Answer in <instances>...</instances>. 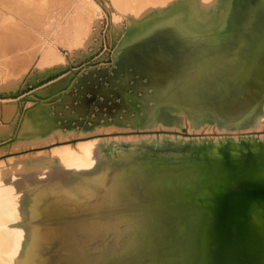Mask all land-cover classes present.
<instances>
[{"label":"bare ground","instance_id":"1","mask_svg":"<svg viewBox=\"0 0 264 264\" xmlns=\"http://www.w3.org/2000/svg\"><path fill=\"white\" fill-rule=\"evenodd\" d=\"M202 1L134 0L132 14L128 0H0V119L25 87L68 69L23 114L43 128L29 146L76 126L104 134L0 162V264H198L202 217L170 207L174 189L264 170V0ZM77 3L93 27L64 48L79 58L66 64L58 47L60 63L41 62ZM137 121L148 132L125 135Z\"/></svg>","mask_w":264,"mask_h":264},{"label":"water","instance_id":"2","mask_svg":"<svg viewBox=\"0 0 264 264\" xmlns=\"http://www.w3.org/2000/svg\"><path fill=\"white\" fill-rule=\"evenodd\" d=\"M174 191L179 198L170 207L182 214L193 208L202 217L191 229L198 264H264V170L229 168L223 177L205 174Z\"/></svg>","mask_w":264,"mask_h":264},{"label":"rangeland","instance_id":"3","mask_svg":"<svg viewBox=\"0 0 264 264\" xmlns=\"http://www.w3.org/2000/svg\"><path fill=\"white\" fill-rule=\"evenodd\" d=\"M119 1H121V4H124L127 0H119ZM139 1H141V0H139ZM153 1L161 3V2H165L167 0H152V2ZM210 1L211 0H204V2L203 1L199 2L198 5L200 8H202V6L205 3L210 2ZM127 3L131 9L130 12H132V14H134V13L138 14L137 3L134 2V0H128ZM134 3H136V4H134ZM142 4L146 5L145 2ZM75 7H76V11L74 13H71L68 16L69 21L67 23L64 22V24H62L63 25L62 27H60L58 30H55L57 33V37H58L57 40L48 43V45H44L45 47L43 46L42 54L44 55V61H42L43 60L42 59L41 62H44L47 65H50V64L56 65L57 63H60V59H61V57H59L60 54L65 58L66 64H68V63L70 64V62L71 63L76 62V59H77L76 57H78V56L75 54L69 55L64 48L74 49V47H75L74 39L76 38V36L78 34L81 35V34H85V33H87V35H89V33L92 31L93 27H90L92 24V19L90 18L91 17L90 14L87 13L90 9L87 8L86 5H84V7H83V5L81 3H77ZM80 21H81V23H80ZM73 45H74V47H73ZM58 47H60L59 48L60 54H59ZM50 54H52V56H50V57H53V58H50V57L48 58V56ZM84 66H85L84 64L77 66L75 69L76 74H79L84 69ZM68 68L70 69L73 67L70 66ZM66 73H68V69H64L60 72H57L54 75H51L44 80H41L42 82L39 81L37 83L30 84L27 87H25V89L22 91V93L20 94L19 97L15 98V100L17 101L16 104H13V102H7V103H4L2 105V108L4 109V113L0 119V136L3 135L8 130L9 125L11 123H7V122H3V121H7L9 114L14 109H17V111H18V119H17L16 125H15L13 131L7 137L0 139V162H6L7 160L12 159L14 157L31 155V154L36 153V152L50 151L51 149H54V148L70 146V145L73 146V145L78 144V142L82 143V142H86L88 140L96 139V137L95 138L92 137L93 135H99V136L104 135L103 133L97 132V130L94 131L96 128H99L100 126H102L100 123H96L94 125V127H91L92 125L87 126L89 128L86 130V132L90 131L89 132L90 134L93 133L92 136H89V135L80 136L78 134L80 131V128L78 126H76V128L74 130L75 132L67 140L52 141L43 147H31V146H29V145L35 143L36 141H38V142L41 141V139L43 138V136H42L43 128L40 126L28 124L26 121H23V114L28 109H30L32 106L35 105L34 104V101H35L34 96L37 95L42 90L44 85L46 86L48 83H51V81H55V79H58L59 77L65 75ZM71 79H73V78H71ZM16 83H17V80H16ZM4 86L5 85L0 84V88H3ZM37 88L38 89L40 88V89L38 90ZM35 89H36V92H35ZM44 97H45L44 100H41V101L45 102V103L51 99V98L47 99L48 97H46L45 95H44ZM37 107H40V106H37ZM4 118H6V119H4ZM20 118H21V120H20ZM150 129H152V131H153V128H150ZM132 131L134 133L126 132L128 134H125V135H133V134L143 133V132L146 133V132H148V129H143L141 127L140 121H137V125L132 128ZM261 131L264 133V127L261 129ZM14 132H16V133H14ZM94 132L96 134H94ZM187 132H188V128H187V125L185 124L181 127L180 134H181V136L185 137V135H187ZM201 132H202V134H206V132H209L212 135L216 134L215 128L214 129L212 128L211 131H207L206 129L205 130L203 129ZM111 133H115V132H111ZM47 135H51V132H48ZM88 137H92V139L91 138L88 139Z\"/></svg>","mask_w":264,"mask_h":264}]
</instances>
